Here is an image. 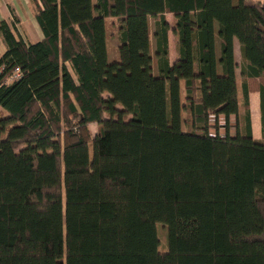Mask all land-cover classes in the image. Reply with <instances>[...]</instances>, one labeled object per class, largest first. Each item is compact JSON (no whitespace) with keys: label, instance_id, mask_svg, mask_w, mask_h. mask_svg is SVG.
<instances>
[{"label":"trees","instance_id":"trees-1","mask_svg":"<svg viewBox=\"0 0 264 264\" xmlns=\"http://www.w3.org/2000/svg\"><path fill=\"white\" fill-rule=\"evenodd\" d=\"M38 1L41 40L0 21V264H264V0Z\"/></svg>","mask_w":264,"mask_h":264},{"label":"crops","instance_id":"crops-1","mask_svg":"<svg viewBox=\"0 0 264 264\" xmlns=\"http://www.w3.org/2000/svg\"><path fill=\"white\" fill-rule=\"evenodd\" d=\"M37 5L40 6V2L38 0H0V21L5 20L9 24V26H11L12 22L13 23L15 22V25L19 33L23 36L25 40L30 42L39 41L43 38V33L35 19V12ZM169 15L170 14H165L167 21ZM149 32H150V26H149ZM150 44L153 51L154 41H152V36L150 39ZM116 45H118V42L116 43ZM216 45H217L216 51L218 52V43ZM238 45H239L238 41L234 39L233 40L234 58L236 57L235 54ZM168 48H169V60L172 63L176 59L177 55L175 53L174 57L173 58L171 57L170 33H168ZM3 49L5 50V46L0 36V54L4 52ZM235 62L237 63L236 60ZM237 66L238 67L236 68V76L238 78L240 64L238 65L237 63ZM8 82H10V80H8ZM248 101H249V112H250L251 135L254 139L259 140L261 139L262 136L261 124H260L259 94L255 89L249 91ZM219 123L221 124V122Z\"/></svg>","mask_w":264,"mask_h":264},{"label":"rangeland","instance_id":"rangeland-1","mask_svg":"<svg viewBox=\"0 0 264 264\" xmlns=\"http://www.w3.org/2000/svg\"><path fill=\"white\" fill-rule=\"evenodd\" d=\"M168 21L170 22V24L173 23L172 17L170 15L168 16ZM149 26H150V34L152 36V34H153L152 31L154 28L152 19L149 20ZM105 29H106V43H107L108 59L112 61L115 58L117 59V55H118L117 45H116V43L118 41H117V31H116L115 21L113 22V20H111V19L106 20ZM152 41H153V39H152ZM170 41H171V57L173 58L175 53H176V41H175L174 36L171 33H170ZM235 55H236L235 60L237 61L238 65L241 64L243 58L241 55V50H240L239 45L236 48V54ZM154 73H156L155 68H154ZM0 114L5 115V112L2 110ZM220 122L222 123L221 125H224L223 118H220ZM222 131H224V130H222ZM229 131L231 134H234V132H235V120H234V118H230ZM212 133H213V131H212ZM222 133H224V132H222ZM158 239H159V250L161 252H163L166 250V247H167L166 246V232H165V229L161 228L160 225L158 226Z\"/></svg>","mask_w":264,"mask_h":264},{"label":"built area","instance_id":"built-area-1","mask_svg":"<svg viewBox=\"0 0 264 264\" xmlns=\"http://www.w3.org/2000/svg\"><path fill=\"white\" fill-rule=\"evenodd\" d=\"M14 76H15V77H17V76H18V73H17V72H15ZM14 76H13V77H14Z\"/></svg>","mask_w":264,"mask_h":264}]
</instances>
